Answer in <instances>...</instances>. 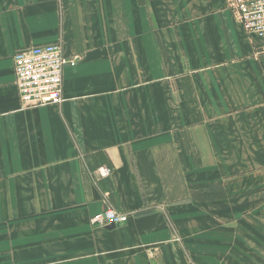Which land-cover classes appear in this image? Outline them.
Segmentation results:
<instances>
[{
	"label": "crops",
	"instance_id": "1",
	"mask_svg": "<svg viewBox=\"0 0 264 264\" xmlns=\"http://www.w3.org/2000/svg\"><path fill=\"white\" fill-rule=\"evenodd\" d=\"M57 44L63 102L26 109L14 56ZM0 264H264V40L228 0H0Z\"/></svg>",
	"mask_w": 264,
	"mask_h": 264
},
{
	"label": "built area",
	"instance_id": "2",
	"mask_svg": "<svg viewBox=\"0 0 264 264\" xmlns=\"http://www.w3.org/2000/svg\"><path fill=\"white\" fill-rule=\"evenodd\" d=\"M246 31L264 40V0H228ZM71 60L64 56L62 45L34 47L14 56L16 85L24 108L59 105L63 102V73ZM111 170L100 171L107 177ZM127 216L114 208L96 215L92 222L100 226H117Z\"/></svg>",
	"mask_w": 264,
	"mask_h": 264
},
{
	"label": "water",
	"instance_id": "3",
	"mask_svg": "<svg viewBox=\"0 0 264 264\" xmlns=\"http://www.w3.org/2000/svg\"><path fill=\"white\" fill-rule=\"evenodd\" d=\"M114 226L112 225V226H110V228H113Z\"/></svg>",
	"mask_w": 264,
	"mask_h": 264
}]
</instances>
